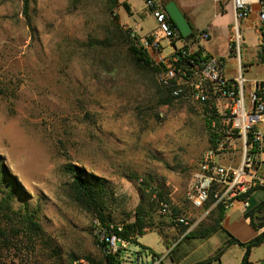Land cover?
<instances>
[{
  "label": "rangeland",
  "instance_id": "rangeland-1",
  "mask_svg": "<svg viewBox=\"0 0 264 264\" xmlns=\"http://www.w3.org/2000/svg\"><path fill=\"white\" fill-rule=\"evenodd\" d=\"M30 5L33 33L22 0H0V156L20 186L12 208L35 212L51 243L39 244L31 262L104 259L99 220L71 196L73 177L65 168L74 164L102 179L97 187L114 225L134 223L139 206L151 210L145 236L136 238L154 254L129 245L120 254L122 264H137L139 252L141 264H155L152 259L161 256L162 264H171L196 244L183 237L189 229L179 234L176 219L196 212L189 194L211 147L203 115L187 101L162 105L165 93L157 76L136 67L114 33L115 15L125 31L135 29L124 24L125 10L121 18L111 0ZM150 28L154 25L143 24L144 31ZM170 51L165 47L164 54ZM259 130L264 133V126ZM0 189L12 191L8 185ZM161 204L168 205L166 213ZM190 219L194 224L196 217ZM215 243L193 250L188 262L211 254Z\"/></svg>",
  "mask_w": 264,
  "mask_h": 264
},
{
  "label": "built area",
  "instance_id": "built-area-1",
  "mask_svg": "<svg viewBox=\"0 0 264 264\" xmlns=\"http://www.w3.org/2000/svg\"><path fill=\"white\" fill-rule=\"evenodd\" d=\"M234 9V23L230 53L239 62L238 76L230 80L226 77L221 61L208 54L195 55L197 50H190L189 45L180 37L178 29L172 26L165 10L167 0H146L145 4L156 23V29L146 35L129 29L132 44L143 50L158 69L156 73L160 85L168 90L177 100L196 105L205 120H210L214 134V145L201 159L198 171L193 177V187L189 194L192 206L201 209L209 200L210 194L216 203L231 206L240 197L254 191L263 181L260 178L264 152V133L259 130L264 126V78L255 81L254 87L245 92L247 79L245 73L249 65L240 62L243 34L240 28L259 6L260 25L258 30L261 41L257 48L256 62L264 64V0H230ZM207 40V33H199L197 39ZM162 40H167L173 52L164 54ZM214 119V120H213ZM241 141L242 155L238 166L224 165L218 161L221 154L229 149L233 152V140ZM247 205L246 203L244 204ZM166 213L167 204H161ZM178 224L188 225L187 218L177 217ZM111 225L107 230L97 223L96 234L99 242L104 243V255L115 256L125 251L129 243L122 240ZM121 231V227H117ZM72 264H93L89 259L78 258Z\"/></svg>",
  "mask_w": 264,
  "mask_h": 264
},
{
  "label": "crops",
  "instance_id": "crops-1",
  "mask_svg": "<svg viewBox=\"0 0 264 264\" xmlns=\"http://www.w3.org/2000/svg\"><path fill=\"white\" fill-rule=\"evenodd\" d=\"M169 1H174L178 5L192 26L193 31H196L198 34L207 33L209 36L205 41L198 38L196 43L189 45V49L194 51L200 47L205 54L218 58L223 65L226 77L230 80L235 79L238 76L239 62L229 50L232 38V26L234 23V9L230 0H167V2ZM118 2L120 4L121 18L122 9L124 10L122 4L126 3L130 8V13L125 11V16L127 17L123 21L124 24L134 28L141 35H146L156 29V23L146 7V0H118ZM145 22L148 25H154V28L148 29L149 31H144L143 24ZM259 25V6H255L253 13L240 24L244 39L240 62L242 65H249V70L244 74L247 79L245 92H248L254 87L255 81L264 78V64H258L256 62L257 48L261 41V34L258 30ZM162 46L164 51L165 47L167 49L168 46L170 47L167 40H162ZM172 52L173 50L171 49L167 55ZM232 143L234 145V151L231 152L228 149L225 154L223 153L218 157V161L224 165L238 166L241 162L242 155L241 141L238 137H235ZM260 159L262 162L260 178L263 183L252 191L248 198L234 201L230 207L225 208L223 213L217 211L214 206L209 209H205L204 207L196 209L193 207V210H196V212L190 210V212H187L188 217L183 216L187 218L188 222L192 216L196 217L194 224L189 222L191 227L188 231H191L194 227L202 223L207 226H212L216 225L220 218L221 221L217 232L206 239H195L196 244L194 246L189 245V249L183 251L177 257V260L170 259L171 264H197L203 262L214 256L220 248L224 247L230 237L242 243H247L264 232V228L256 230L251 225L250 220L245 216L247 212L264 201V152L261 153ZM245 203L247 204L246 206L244 205ZM212 241L216 243L215 250L211 254L188 262L193 250H201L206 244ZM147 256L146 258L148 259L149 256ZM243 256L244 250L238 245H232L226 249L220 259L214 264H241ZM152 261H156L155 264H162L164 263V256H161L159 259L155 257ZM141 262L143 263L144 261L142 260V255L139 254L137 264H141ZM250 262L252 264H264V244L252 249Z\"/></svg>",
  "mask_w": 264,
  "mask_h": 264
},
{
  "label": "trees",
  "instance_id": "trees-1",
  "mask_svg": "<svg viewBox=\"0 0 264 264\" xmlns=\"http://www.w3.org/2000/svg\"><path fill=\"white\" fill-rule=\"evenodd\" d=\"M30 3L31 0H22V14L25 18L26 24L30 32L33 33L35 31V28L33 26L31 18ZM111 3L116 7L120 6L118 0H111ZM122 6L127 13H130V8L126 3L122 4ZM118 20L119 17L115 15L113 27L114 33L120 40L123 48L126 49V53L129 56V59L139 69L152 71L156 75L158 69L154 67L153 62L143 50L132 44L130 40L129 31H125L123 28H121L118 23ZM170 22L172 26L175 27V24L171 19ZM180 37L186 42L196 43L198 33L196 31H193V33L189 37H183L181 34ZM203 52V49L199 47L195 55L201 56ZM163 90L165 93V97L162 102V105H172L173 102L177 99H175L171 95V93L165 88H163ZM1 94H4V91L2 89H0V95ZM180 101L181 103L185 102L183 100ZM211 122L212 121L210 120H205L206 129L208 131L210 144L212 147L214 145L215 139L214 134L211 130ZM65 171L73 177V181L70 185L71 196L73 200L83 210L88 213L94 214L103 228L110 230V226L114 224L112 223V220L106 216V205L104 201V195L102 193V190L98 188L102 184V179L96 177L95 175H89L86 169L74 164L67 165ZM0 184L12 187V191H10L8 194L4 193V191L0 189V195H3L2 198L0 197V251L2 252V256L0 254V264H5L1 259L6 260L8 258H11V264H33L31 260L32 257L36 256L38 245L40 244L48 246L51 243L47 241L46 233L41 223L37 220V215L35 212L29 213L27 211V208L26 211H16L12 208L11 200L15 196V191H18V189H20V186L17 182V179L12 177L11 173L8 171L1 156ZM251 193L252 192H249L248 194L241 196L240 199L248 198ZM215 203L216 200L213 197V193H211L209 200L204 205V208L209 209L214 206L217 211L223 213L225 211V204ZM150 211L146 212L141 206H139L136 210V221L134 223L123 226L121 231L117 230L118 225H114V232H116L122 240L128 242L130 245L139 246L142 251H144L148 255L154 253H152V250L141 245L137 238L145 236L144 229L147 225L146 218ZM245 216L250 220L251 225L256 230L264 228V201L261 202L254 209L247 212ZM220 221L221 218L219 221H217L216 225L212 226H207L202 223L195 227L187 235H185L184 239H206L215 232H217V230L219 229ZM2 222L5 223L4 226L2 225ZM180 225L182 229L179 234L181 235L187 232L189 226L182 224ZM99 244L102 249L105 247L104 243L99 242ZM262 244H264V232L260 233L253 240L247 243H242L239 240L230 237L229 241L225 244V246L220 248L214 256L197 264H212L214 262H217L220 259L221 255L226 251V249L232 245H238L244 250V256L241 264H252L250 262L252 249ZM55 253H58L57 249ZM120 254L121 252H119L115 256L105 255L103 261H101L99 264H122V258ZM139 254H141V252H139ZM16 260H18V263H15ZM73 261L74 258L70 260L69 264H72Z\"/></svg>",
  "mask_w": 264,
  "mask_h": 264
},
{
  "label": "water",
  "instance_id": "water-1",
  "mask_svg": "<svg viewBox=\"0 0 264 264\" xmlns=\"http://www.w3.org/2000/svg\"><path fill=\"white\" fill-rule=\"evenodd\" d=\"M165 10L183 37H189L193 33L192 26L174 1L167 2Z\"/></svg>",
  "mask_w": 264,
  "mask_h": 264
}]
</instances>
